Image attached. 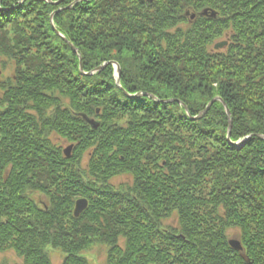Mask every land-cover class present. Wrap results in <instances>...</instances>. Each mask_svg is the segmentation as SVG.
I'll use <instances>...</instances> for the list:
<instances>
[{
    "label": "trees",
    "instance_id": "1",
    "mask_svg": "<svg viewBox=\"0 0 264 264\" xmlns=\"http://www.w3.org/2000/svg\"><path fill=\"white\" fill-rule=\"evenodd\" d=\"M74 1L0 0V253L264 264V0H200L216 18L174 30V0Z\"/></svg>",
    "mask_w": 264,
    "mask_h": 264
},
{
    "label": "rangeland",
    "instance_id": "2",
    "mask_svg": "<svg viewBox=\"0 0 264 264\" xmlns=\"http://www.w3.org/2000/svg\"><path fill=\"white\" fill-rule=\"evenodd\" d=\"M82 0H75L73 2V5L78 3V2H81ZM58 3L56 2V5ZM51 25H52V28L55 29L54 25H53V22H52V16H51ZM183 29H186V28H183ZM174 30V28L172 29ZM222 42H226V40H223L221 42H217L216 44L218 43H222ZM227 46V45H226ZM225 47V46H224ZM223 47V48H224ZM214 49V47H213ZM222 49V48H221ZM217 50H220V49H217ZM216 50V51H217ZM107 64V63H105ZM115 63H112L111 65L113 66V71H114V78H115V82H118V87L120 85V82H119V77H120V68H119V74L117 75V68L116 66L114 65ZM117 65V64H116ZM118 66V65H117ZM119 67V66H118ZM101 68H99L100 70ZM80 71H82V69L80 68ZM9 74L11 73H7V77L9 76ZM85 74V73H84ZM137 95V94H136ZM135 96V95H134ZM128 97H131V96H128ZM133 98V97H131ZM165 103H170V101H165ZM95 122V121H94ZM123 122V121H122ZM55 143H59L61 148H62V152L64 154V152L70 148L71 146L68 145L66 142L64 141H61L59 139H56L55 138ZM72 148V147H71ZM72 150V149H71ZM71 150H70V153H71ZM70 155V154H69ZM69 157V156H68ZM86 164V159L83 160L82 162V166L84 168V165ZM128 178L126 177H120V178H117V179H114L112 182L115 186H119V185H122L124 187H126V182H128ZM130 184V183H129ZM129 186V185H128ZM120 189V188H118ZM33 199L35 201V203L39 206V207H43L45 206L46 204V199L42 196V195H39V194H35L33 195ZM80 200V199H79ZM86 200V199H84ZM87 201V200H86ZM87 206H88V202H87ZM85 211V210H84ZM83 211V212H84ZM82 212V213H83ZM81 213V214H82ZM80 214V215H81ZM171 222V221H170ZM169 221L167 220H164L163 221V224H165L166 226L170 225ZM173 225V224H172ZM228 237H229V241L230 240H236L239 242V238H238V235H237V232L235 230H229L228 231ZM120 242V241H119ZM240 244V242H239ZM241 246V244H240ZM232 249V248H231ZM233 250V249H232ZM235 251V250H234ZM242 251V247L241 249L239 250V252ZM50 258H51V261L53 264H60L61 263V254L58 252V251H55L53 249H49V252H48ZM84 257L90 262V264H106V247L104 245H100V244H95L93 247H91L88 251H86L84 253ZM1 262H6L8 264H21V260L18 259L15 255H13L12 253L10 252H5V253H0V263Z\"/></svg>",
    "mask_w": 264,
    "mask_h": 264
},
{
    "label": "flooded vegetation",
    "instance_id": "3",
    "mask_svg": "<svg viewBox=\"0 0 264 264\" xmlns=\"http://www.w3.org/2000/svg\"><path fill=\"white\" fill-rule=\"evenodd\" d=\"M143 6L139 7V13H136V16H139L143 12L151 13L155 11L156 6L161 3V0H141ZM200 0H174L173 4L177 5L176 9H173V12L169 15V26L165 28H189L200 24L199 18H204V21L209 22L210 19H215L216 15L211 11L210 8H202ZM124 6H121L120 11L124 13ZM200 9V10H198ZM139 21V19H138ZM209 25V24H208ZM146 28H152L145 26ZM144 27V28H145Z\"/></svg>",
    "mask_w": 264,
    "mask_h": 264
},
{
    "label": "water",
    "instance_id": "4",
    "mask_svg": "<svg viewBox=\"0 0 264 264\" xmlns=\"http://www.w3.org/2000/svg\"><path fill=\"white\" fill-rule=\"evenodd\" d=\"M53 30H54V32L56 33V34H58L57 32H56V30L53 28ZM59 35V34H58ZM227 45V43L226 42H222V43H218V44H216L215 46H214V49L215 50H217V49H221V48H223L224 46H226ZM71 48H72V50L73 51H75V49H73V47L71 46ZM115 66H116V68H117V75L119 74V67L116 65V64H114ZM116 85H118V82H116ZM142 96H145V97H149V98H153L152 96H150V95H146V94H137V95H135V96H132L133 98H138V97H142ZM216 101H219V99H213L207 106H206V108L197 116V117H194L193 118V120H198V119H200L202 116H204L205 114H206V112L209 110V108H210V106L214 103V102H216ZM183 106V105H182ZM184 108V110H185V112L186 113H188V110H187V108L186 107H183ZM224 108H225V112H226V115H227V118H228V125H229V129H230V114H229V111L227 110V108L225 107V105H224ZM88 124L93 128V129H96L97 127H98V124L97 123H95L94 121H88ZM227 138H229V136H227ZM246 139H243V140H241V141H239L238 143H235V144H233L234 146H239V145H241L244 141H245ZM70 150H71V147L70 148H68L65 152H64V155L66 156V157H68L69 156V154H70ZM87 208V201L86 200H84V199H80V200H77L76 202H75V206H74V211H73V214H74V217L75 218H78L79 216H80V214L85 210ZM229 246L233 249V250H235V251H239L240 249H241V246H240V244H239V242L238 241H236V240H230L229 242Z\"/></svg>",
    "mask_w": 264,
    "mask_h": 264
}]
</instances>
